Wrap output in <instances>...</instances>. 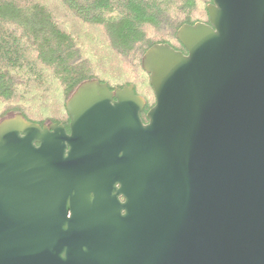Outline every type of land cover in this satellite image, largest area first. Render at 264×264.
Listing matches in <instances>:
<instances>
[{
  "label": "water",
  "instance_id": "obj_1",
  "mask_svg": "<svg viewBox=\"0 0 264 264\" xmlns=\"http://www.w3.org/2000/svg\"><path fill=\"white\" fill-rule=\"evenodd\" d=\"M208 12L143 56L148 122L99 79L70 132L0 121V264H264V0Z\"/></svg>",
  "mask_w": 264,
  "mask_h": 264
},
{
  "label": "trees",
  "instance_id": "obj_2",
  "mask_svg": "<svg viewBox=\"0 0 264 264\" xmlns=\"http://www.w3.org/2000/svg\"><path fill=\"white\" fill-rule=\"evenodd\" d=\"M212 1L56 0L52 7L49 0H0V121L21 112L41 126L68 128L66 102L90 79L153 93L142 66L146 51L158 43L185 51L179 28L208 23ZM146 99L147 108L155 104Z\"/></svg>",
  "mask_w": 264,
  "mask_h": 264
},
{
  "label": "rangeland",
  "instance_id": "obj_3",
  "mask_svg": "<svg viewBox=\"0 0 264 264\" xmlns=\"http://www.w3.org/2000/svg\"><path fill=\"white\" fill-rule=\"evenodd\" d=\"M55 1L56 0H49L50 6L54 7V5H56ZM78 29L79 30H83V29H86V28H84L83 26H81L79 24ZM173 43H176L177 45H179L176 41H173ZM91 46H92L91 44H86V47L87 48H90ZM100 49H102V48H100ZM101 51H106V50L105 49H102ZM85 55L86 56L87 55H90V53H87L86 52ZM112 81H113V84H114L116 80H114V78L112 77ZM49 82H50V85H52L51 88H50L51 91H53L58 96H60L61 95V92L60 91L58 92L57 91V85H54V84H57L56 81L52 77H50V81ZM114 86H116V85L114 84ZM140 90H141V94L144 95L145 97H147L151 103H153L154 101L156 102V96H155L154 90H153V93H151L150 91H148L147 89H145V87L140 88ZM55 96L56 95H54V97ZM53 108H55V107H53Z\"/></svg>",
  "mask_w": 264,
  "mask_h": 264
},
{
  "label": "flooded vegetation",
  "instance_id": "obj_4",
  "mask_svg": "<svg viewBox=\"0 0 264 264\" xmlns=\"http://www.w3.org/2000/svg\"><path fill=\"white\" fill-rule=\"evenodd\" d=\"M209 23V22H208ZM179 40V39H178ZM179 42H180V40H179ZM181 43V42H180ZM182 44V43H181ZM183 45V44H182ZM184 46V45H183ZM185 48V47H184ZM180 51H183V50H181L180 49ZM185 54H187L188 53V50L185 48V51H183ZM125 86V85H124ZM123 86V87H124ZM110 88V87H109ZM117 87H114L113 89H111L112 91L113 90H115ZM120 88H122V87H120ZM136 92V91H135ZM136 94H138V95H141L142 97H144V99L146 100V106H145V108H144V110L141 112V117H142V119H143V121L144 122H148V118H147V112L149 111V109L150 108H152V107H150V108H147V99H146V97L144 96V95H142L141 93H137L136 92ZM156 103V102H155ZM69 119H70V115H69ZM71 120V119H70ZM70 120H69V123H68V128H67V126H66V124L65 123H62V124H64L65 126H66V128H67V131L68 132H70V127H69V124H70ZM147 120V121H146ZM47 124H50V123H42V126H44V125H47ZM120 199L124 202L125 201V197L123 196V195H120Z\"/></svg>",
  "mask_w": 264,
  "mask_h": 264
}]
</instances>
